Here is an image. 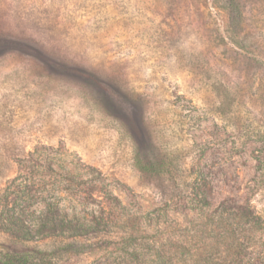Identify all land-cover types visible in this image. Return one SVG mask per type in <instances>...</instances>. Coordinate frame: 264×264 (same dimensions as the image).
Returning a JSON list of instances; mask_svg holds the SVG:
<instances>
[{"label": "rangeland", "instance_id": "1", "mask_svg": "<svg viewBox=\"0 0 264 264\" xmlns=\"http://www.w3.org/2000/svg\"><path fill=\"white\" fill-rule=\"evenodd\" d=\"M13 202L106 224L61 264H264V0H0Z\"/></svg>", "mask_w": 264, "mask_h": 264}, {"label": "trees", "instance_id": "2", "mask_svg": "<svg viewBox=\"0 0 264 264\" xmlns=\"http://www.w3.org/2000/svg\"><path fill=\"white\" fill-rule=\"evenodd\" d=\"M26 196L23 195V199H27ZM16 198L18 201L19 196ZM42 209L40 216L32 212L34 216L28 219L16 202L3 205L0 210V264H61L73 254L92 249L82 241L83 233H88L87 228L99 231L106 225L78 216L70 219L59 208L45 206Z\"/></svg>", "mask_w": 264, "mask_h": 264}]
</instances>
